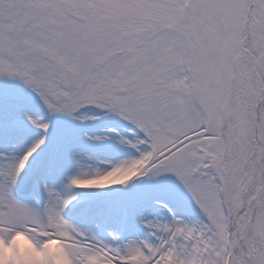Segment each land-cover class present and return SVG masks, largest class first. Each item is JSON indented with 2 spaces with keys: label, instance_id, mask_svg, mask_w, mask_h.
<instances>
[{
  "label": "snow or ice",
  "instance_id": "6c2138e0",
  "mask_svg": "<svg viewBox=\"0 0 264 264\" xmlns=\"http://www.w3.org/2000/svg\"><path fill=\"white\" fill-rule=\"evenodd\" d=\"M0 81L18 86L7 104L0 87L6 264H55L58 240L69 264H264V0H0ZM97 111L138 156L75 175L82 154L52 118ZM141 177L175 180L184 214L161 202L169 219L127 242L66 218L109 211L72 189Z\"/></svg>",
  "mask_w": 264,
  "mask_h": 264
},
{
  "label": "rangeland",
  "instance_id": "374dc122",
  "mask_svg": "<svg viewBox=\"0 0 264 264\" xmlns=\"http://www.w3.org/2000/svg\"><path fill=\"white\" fill-rule=\"evenodd\" d=\"M0 87L5 89V103L7 104V94L18 86L0 81ZM94 114L99 119L87 123L77 122L62 116L52 118L54 136L57 125H61L70 133L69 138L73 150L82 154L79 165L77 166L75 163L72 165L71 170L75 175H95L98 172H105L117 163L138 156L135 149L122 142L123 139L128 138L129 130L119 122L117 117L99 111ZM82 145L87 148L82 147ZM131 188L132 195L129 194V197L126 195L127 190L120 191L118 186L110 190L72 189L68 195L72 193L77 197L74 202L75 206H87L94 210L108 209L109 211L106 214H98L95 221L88 226L81 221V214L69 212L68 215L75 213L79 215L70 222L83 231L102 229L103 227L104 231H99V234L107 235L109 232L114 231L109 227L112 222L109 223L106 218H113L121 212L122 209L118 208H123L125 221L124 223L119 222L118 227L121 229V233H119L122 234L124 242H127L130 238H136L138 233H146L143 219L151 217L153 221H157L161 216L164 221L166 220L163 215L165 210L161 206H154L155 204L160 205L161 202H167L177 212V215L184 214L183 210L177 207V200L181 198L182 190L175 180L170 177H141L139 180L132 182ZM95 213L93 211L89 215ZM136 227L142 230L133 231ZM130 231H132L131 235H124L125 232ZM105 242H108V240L106 239Z\"/></svg>",
  "mask_w": 264,
  "mask_h": 264
},
{
  "label": "clouds",
  "instance_id": "9594fccd",
  "mask_svg": "<svg viewBox=\"0 0 264 264\" xmlns=\"http://www.w3.org/2000/svg\"><path fill=\"white\" fill-rule=\"evenodd\" d=\"M130 173H117L116 175L108 178L110 181H115V180H120L124 179L129 175ZM102 182H107V181H102ZM25 241V236L24 234L18 235L15 237V242L21 249L23 250H28L27 245L24 243ZM62 241H55L52 245H50V250L52 255L55 258V264H69L64 247L62 246ZM30 251V250H28ZM10 255V250L5 248L2 244H0V264H6V261H4V257ZM34 255V254H33Z\"/></svg>",
  "mask_w": 264,
  "mask_h": 264
},
{
  "label": "bare ground",
  "instance_id": "6f19581e",
  "mask_svg": "<svg viewBox=\"0 0 264 264\" xmlns=\"http://www.w3.org/2000/svg\"><path fill=\"white\" fill-rule=\"evenodd\" d=\"M130 159H134V158H129V160ZM128 192H129V194L130 195H132V189H131V186H129L128 187ZM69 194V193H68ZM70 195H72V193H70ZM165 219L167 220V219H169V217L167 216V214H166V217H165ZM122 220V217H121V214H119V216H117L116 217V220L114 221V223H112L109 227L115 232V233H119L120 232V228L118 227V224H119V221H121ZM150 221H153V219H151V217L149 218V219H143L142 220V222H143V224L144 225H146L148 222H150ZM157 221H163V220H157ZM145 230H146V233L145 234H143V233H138L137 235H136V238H130V239H128V241L129 240H133V239H142V238H144V237H146V236H148V231H147V229H146V227H145ZM53 243H55V241L53 242Z\"/></svg>",
  "mask_w": 264,
  "mask_h": 264
}]
</instances>
